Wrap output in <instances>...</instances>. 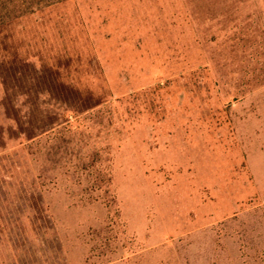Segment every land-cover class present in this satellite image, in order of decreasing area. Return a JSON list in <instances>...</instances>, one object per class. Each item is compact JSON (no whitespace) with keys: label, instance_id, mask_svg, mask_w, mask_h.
Masks as SVG:
<instances>
[{"label":"rangeland","instance_id":"374dc122","mask_svg":"<svg viewBox=\"0 0 264 264\" xmlns=\"http://www.w3.org/2000/svg\"><path fill=\"white\" fill-rule=\"evenodd\" d=\"M58 262L264 264V0H0V264Z\"/></svg>","mask_w":264,"mask_h":264},{"label":"trees","instance_id":"16d2710c","mask_svg":"<svg viewBox=\"0 0 264 264\" xmlns=\"http://www.w3.org/2000/svg\"><path fill=\"white\" fill-rule=\"evenodd\" d=\"M4 101H5V99H3ZM5 104V103H4ZM4 106H6V105H4ZM53 125H55L54 123H52ZM34 128V127H33ZM33 130V132H31V133H26V132H24V131H22L23 133H21V135L22 136H26V139H25V141H29V140H32V139H34V138H36L37 137V135L36 134H38V133H35L36 132V129L34 128V129H32L31 128V131ZM43 131H45V129L43 130ZM43 131H41V132H43ZM40 132V133H41ZM9 132L8 133H3V137H4V139H6V137H9ZM6 136V137H5ZM2 137V138H3ZM34 183V182H33ZM23 184H24V182L22 181L21 183H19V185L17 184V188H18V191H20V188L22 189V187H23ZM32 185V184H31ZM29 189H32V187H29ZM26 193H28V190H26ZM31 194L29 195H22V198L23 199H26V196H29V198H28V200H29V202H30V205H29V208H31L28 212L31 214V215H33V217L35 216V219H38V217L40 216V215H38V214H36L35 215V209H34V206L36 207V209H38L37 208V206H38V204H39V199L40 198H36L35 197V194H33L32 192H30ZM39 195V194H38ZM40 196V195H39ZM18 197V196H17ZM17 197H15V198H17ZM17 199H19V198H17ZM40 200H42V199H40ZM23 201V200H22ZM19 202H21V200L19 201ZM42 219L44 220V218L42 217ZM58 264H59V262H58Z\"/></svg>","mask_w":264,"mask_h":264}]
</instances>
